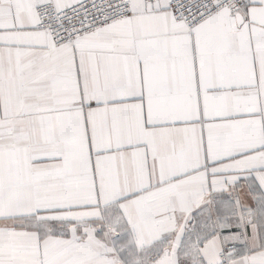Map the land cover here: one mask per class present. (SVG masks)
<instances>
[{
	"label": "snow or ice",
	"instance_id": "1",
	"mask_svg": "<svg viewBox=\"0 0 264 264\" xmlns=\"http://www.w3.org/2000/svg\"><path fill=\"white\" fill-rule=\"evenodd\" d=\"M0 264H264V0H0Z\"/></svg>",
	"mask_w": 264,
	"mask_h": 264
}]
</instances>
